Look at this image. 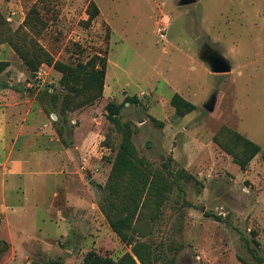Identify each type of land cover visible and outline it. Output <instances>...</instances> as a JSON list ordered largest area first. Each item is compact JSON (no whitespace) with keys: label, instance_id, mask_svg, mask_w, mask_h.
<instances>
[{"label":"rangeland","instance_id":"rangeland-1","mask_svg":"<svg viewBox=\"0 0 264 264\" xmlns=\"http://www.w3.org/2000/svg\"><path fill=\"white\" fill-rule=\"evenodd\" d=\"M90 1L98 14L86 23ZM31 8L37 17L31 25L39 32L33 35L54 59L86 60L93 53L107 58L106 90L94 103L60 113L50 101L61 90L60 72L42 64L32 74L8 42H0V61L8 64L0 85L20 88L18 100L35 97V106L45 108L38 126L51 123L64 144L75 132L84 143L64 149L55 138L46 139L52 150L35 146L29 154L38 161L25 164L21 176L0 167V203L4 188L3 211L14 232L24 231L29 246L53 237L46 247L12 248L0 239V264H81L89 249L113 258L131 251L99 205L120 140L105 105L132 95L139 103L126 101L121 119L134 128L138 153L170 182L159 209L149 204L142 211L132 243L148 247L155 259L150 264H263L255 254L264 256V0H0L11 29ZM205 48L224 55L231 69L212 72ZM174 92L194 108L176 114ZM222 126L260 146L245 169L214 141ZM46 155L52 163L39 161ZM66 192L79 194L84 204L74 196L69 204ZM75 206L82 218L66 236L57 216L71 215Z\"/></svg>","mask_w":264,"mask_h":264},{"label":"trees","instance_id":"trees-1","mask_svg":"<svg viewBox=\"0 0 264 264\" xmlns=\"http://www.w3.org/2000/svg\"><path fill=\"white\" fill-rule=\"evenodd\" d=\"M86 13V23H90L97 16L98 8L93 1L88 3ZM35 16L31 8L22 24L11 29L0 11V42H8L32 74L35 75L42 64L51 65L60 72L61 90L50 95L52 108L56 107L60 113H65L94 103L103 95L107 58L93 53L86 60L66 62L54 59L33 35L39 33L34 28V22L33 27L31 25V20L37 18ZM28 30H31L32 34ZM7 65L6 61H0V72ZM126 101L139 103L137 96L132 95L119 103L108 101L105 105L106 117L120 134V140L103 185L99 206L113 232L125 244L131 245V251H125L113 258L100 254L95 249H89L84 253L81 264H150L155 260L150 258L149 249L142 242L132 243V231L147 205L153 204L154 211L159 209L167 196L170 182L162 169L152 167L150 162L138 153L132 139L134 128L129 121L121 119V108ZM170 104L178 115L194 108L193 103L177 92L172 94ZM213 138L241 169H245L260 150L257 143L226 126H222ZM255 256L264 264V256ZM54 263L57 264V261Z\"/></svg>","mask_w":264,"mask_h":264},{"label":"crops","instance_id":"crops-1","mask_svg":"<svg viewBox=\"0 0 264 264\" xmlns=\"http://www.w3.org/2000/svg\"><path fill=\"white\" fill-rule=\"evenodd\" d=\"M2 12V11H1ZM27 85L30 83L27 82ZM0 167L7 166V169L11 174L23 175L25 164L27 167H31L34 164V159L30 157L29 152L34 149V147H40L41 151L52 150L51 143H48L52 138H55L56 141L61 143V147L71 145L75 150L79 147H83L82 142L78 140L77 132L73 135L74 137L68 140L67 144H64L60 138V132L57 129L52 127L51 123H42L41 126H38V123L42 121L44 114L43 111L45 108L43 106H35V97L34 98H25L24 100L17 99V93L20 88L11 89L9 84L6 82L0 85ZM106 90V84H104L103 93ZM38 93H35L34 96H37ZM48 128L45 131L42 128ZM64 131V130H63ZM63 134V133H62ZM18 146V147H17ZM17 151V153H14ZM21 152H25L26 156L20 155ZM39 159V157H38ZM52 159L49 156H44L39 161L52 163ZM62 160L68 161V155L63 157ZM68 177V176H67ZM66 178H62V184H65ZM5 184V180L2 181ZM14 187L12 190H15ZM1 203H0V239L5 240L10 244L12 248H15L17 245H31L27 240V235L24 231L14 232L12 229L11 220L7 211H3L5 208L7 193L3 188L1 191ZM59 191H54L53 196H57ZM76 202L78 204H84V200L79 194L74 195ZM70 193L66 192L65 199L69 203L71 202L72 197ZM69 199V201L67 200ZM73 203V202H72ZM71 204V203H69ZM54 202L52 200L49 207L54 208ZM78 206L74 207L75 211H70L71 215L64 214L63 211H59L57 218L62 221L63 233L68 236L69 232L72 229V222L77 224V222L82 218V211H76ZM50 216V215H48ZM79 219V220H78ZM66 229V230H65ZM5 233V234H1ZM60 234L61 237L65 236ZM53 238V237H52ZM51 237L46 238L47 242L43 245L40 243V240H35L32 243V246L29 247H46L48 242L52 239ZM39 242V244H38Z\"/></svg>","mask_w":264,"mask_h":264},{"label":"water","instance_id":"water-1","mask_svg":"<svg viewBox=\"0 0 264 264\" xmlns=\"http://www.w3.org/2000/svg\"><path fill=\"white\" fill-rule=\"evenodd\" d=\"M192 2H194V0H179L180 5H186ZM202 55L206 57L205 59L208 62L210 69L214 73H225L231 69L228 59L224 55H221L216 51H204L202 52ZM205 107L209 111L213 110L214 97L210 99V101L205 105Z\"/></svg>","mask_w":264,"mask_h":264},{"label":"built area","instance_id":"built-area-1","mask_svg":"<svg viewBox=\"0 0 264 264\" xmlns=\"http://www.w3.org/2000/svg\"><path fill=\"white\" fill-rule=\"evenodd\" d=\"M162 30H163V29H160V28H159V37H160V36H161V37L163 36V32H162ZM39 80H40L39 77H37V84H39Z\"/></svg>","mask_w":264,"mask_h":264},{"label":"flooded vegetation","instance_id":"flooded-vegetation-1","mask_svg":"<svg viewBox=\"0 0 264 264\" xmlns=\"http://www.w3.org/2000/svg\"><path fill=\"white\" fill-rule=\"evenodd\" d=\"M210 49H207V48H205L204 50H202V52H204V51H209ZM212 51V50H211Z\"/></svg>","mask_w":264,"mask_h":264}]
</instances>
